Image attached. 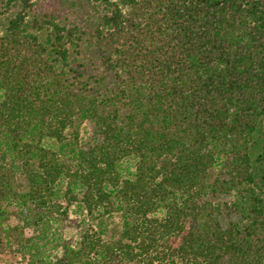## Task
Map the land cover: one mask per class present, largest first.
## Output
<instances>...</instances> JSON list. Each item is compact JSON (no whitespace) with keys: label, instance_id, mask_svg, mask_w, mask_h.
Masks as SVG:
<instances>
[{"label":"trees","instance_id":"obj_1","mask_svg":"<svg viewBox=\"0 0 264 264\" xmlns=\"http://www.w3.org/2000/svg\"><path fill=\"white\" fill-rule=\"evenodd\" d=\"M60 200L120 214L119 236L56 235L50 261L23 230L58 225ZM5 249L264 264V0H0Z\"/></svg>","mask_w":264,"mask_h":264},{"label":"rangeland","instance_id":"obj_2","mask_svg":"<svg viewBox=\"0 0 264 264\" xmlns=\"http://www.w3.org/2000/svg\"><path fill=\"white\" fill-rule=\"evenodd\" d=\"M68 135V133H67ZM79 141L81 142L82 147H87L92 139L94 138L93 126L89 123H82L78 129ZM24 185L23 181H20ZM58 212L54 213L58 217L59 224L50 223V226H46V230L43 231L42 226L38 225L33 228H24L23 234L24 237L33 236L37 244L42 248V255L47 256L50 261H55L57 257L60 256V248H54L53 238H62V240H71L75 242L80 237V232L88 231L89 233H94L98 235V223L101 221L102 224H105L103 228L104 233L99 236L100 239L104 241L116 239L121 232V217L120 214H102V209L98 212H95L94 216L91 217L86 215L85 211L79 212L75 206V203L67 204L66 200L58 201ZM11 215L9 223L11 225H21L22 214L19 211L11 207ZM65 211V214L62 215L61 212ZM102 214V215H101ZM37 237V238H36ZM29 256L27 254H19L17 252L10 253L7 249L0 251V264H19L25 263L28 261ZM98 264H105L96 256L93 257ZM29 264V262H27ZM111 264H146L144 261L139 263L136 261H117Z\"/></svg>","mask_w":264,"mask_h":264},{"label":"built area","instance_id":"obj_3","mask_svg":"<svg viewBox=\"0 0 264 264\" xmlns=\"http://www.w3.org/2000/svg\"><path fill=\"white\" fill-rule=\"evenodd\" d=\"M27 262H29V261H27ZM27 262H25V263H23V264H27ZM19 264H22V263H19ZM29 264H31V263H29Z\"/></svg>","mask_w":264,"mask_h":264}]
</instances>
